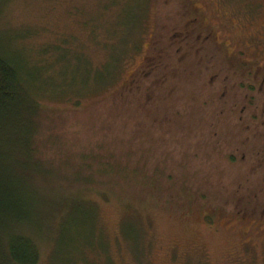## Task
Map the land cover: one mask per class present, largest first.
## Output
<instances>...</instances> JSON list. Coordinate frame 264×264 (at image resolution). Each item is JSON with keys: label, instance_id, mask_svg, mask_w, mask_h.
Here are the masks:
<instances>
[{"label": "rangeland", "instance_id": "1", "mask_svg": "<svg viewBox=\"0 0 264 264\" xmlns=\"http://www.w3.org/2000/svg\"><path fill=\"white\" fill-rule=\"evenodd\" d=\"M178 3L0 0V56L28 81L41 107L38 139L43 159L59 173L48 185L56 193L59 187L62 199L85 203L79 204L74 220L84 239H97L93 252L86 254L88 264H264V223L194 218L209 212L207 208L234 212L233 205L221 198L239 190L241 181L240 172L229 171L218 154L195 155L190 149L184 128L187 93L182 91L169 101L178 107L181 120L161 128L155 124L149 139L141 135L139 113L138 118L133 116V97L120 96L142 64L145 50L160 33L156 11L170 17ZM196 3L228 12L235 7L243 10L249 0ZM146 126L148 132L150 122ZM82 155H94L96 162H104L103 166L115 172L131 167L128 161L150 168L161 164L163 175H170L176 186L182 184L190 191L189 205L180 197L170 199L171 195L157 198L118 177V186H111L107 174L93 175L92 187L81 185L74 173L83 165L96 166L92 160L80 161ZM160 182L167 180L162 177ZM46 240L39 264H50L52 248ZM63 262L71 264L65 258Z\"/></svg>", "mask_w": 264, "mask_h": 264}, {"label": "flooded vegetation", "instance_id": "2", "mask_svg": "<svg viewBox=\"0 0 264 264\" xmlns=\"http://www.w3.org/2000/svg\"><path fill=\"white\" fill-rule=\"evenodd\" d=\"M206 6L179 0L170 17L156 11L160 33L124 92L129 98L138 95L139 128L149 139L155 124L161 128L181 120L169 101L185 91L190 149L195 155L218 154L229 171L240 172L239 190L218 197L235 213L207 208L194 218L264 223V0L228 12Z\"/></svg>", "mask_w": 264, "mask_h": 264}, {"label": "trees", "instance_id": "3", "mask_svg": "<svg viewBox=\"0 0 264 264\" xmlns=\"http://www.w3.org/2000/svg\"><path fill=\"white\" fill-rule=\"evenodd\" d=\"M29 87L28 81L0 56V264H39L41 246L46 239L52 248L50 264H64V258L71 264H88L86 254L93 252L97 239H84L75 225L76 209L85 203L62 199L59 187L55 186L59 190L56 193L49 186L48 180L55 181L59 173L43 159L42 144L38 139L41 107ZM126 94L122 92L120 96ZM135 96L131 106L133 116L138 118V95ZM141 154H137V160ZM79 159L83 163L92 160L97 168L83 165L74 173L73 178L81 185L92 187L93 175L107 174L111 175L112 179L108 181L111 186H118L115 179L118 177L135 183L137 189L152 196L171 195L173 200L180 197L189 205L190 191L183 189L182 184L176 186L170 175H163L161 164L158 168H150L149 165L140 166V163L133 166L127 160L131 167L116 168L115 172L110 166H103L104 162H96L94 155H82ZM84 172L86 175H82ZM162 177L167 180L165 184L160 182ZM47 185L51 192L45 190Z\"/></svg>", "mask_w": 264, "mask_h": 264}]
</instances>
